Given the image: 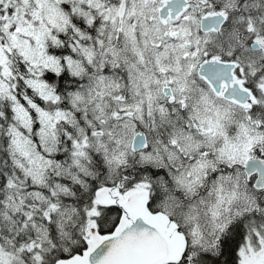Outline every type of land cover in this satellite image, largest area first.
<instances>
[{"label":"snow or ice","instance_id":"obj_1","mask_svg":"<svg viewBox=\"0 0 264 264\" xmlns=\"http://www.w3.org/2000/svg\"><path fill=\"white\" fill-rule=\"evenodd\" d=\"M0 264H264V0H0Z\"/></svg>","mask_w":264,"mask_h":264}]
</instances>
